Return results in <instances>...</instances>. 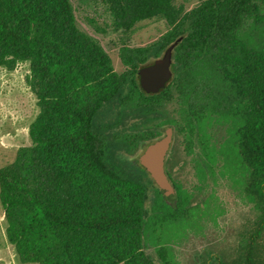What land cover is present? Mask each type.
I'll return each instance as SVG.
<instances>
[{"label": "trees", "instance_id": "obj_1", "mask_svg": "<svg viewBox=\"0 0 264 264\" xmlns=\"http://www.w3.org/2000/svg\"><path fill=\"white\" fill-rule=\"evenodd\" d=\"M98 2L125 38L122 71L100 39L78 25L71 0H0V68L28 63L25 82L37 107L28 144L0 167L4 233L17 260L180 264L173 245L215 217L220 207H211L206 188L224 166L255 215L230 251L194 264H264V0ZM149 20H164L166 31L147 45H128ZM179 37L172 78L160 92L145 93L138 68ZM110 105L113 120L98 122ZM126 116L136 118L134 128L111 131ZM162 125L173 126L197 178L186 188L167 161L170 196L137 158H127L154 141ZM210 125L227 126L231 140L215 143Z\"/></svg>", "mask_w": 264, "mask_h": 264}, {"label": "rangeland", "instance_id": "obj_2", "mask_svg": "<svg viewBox=\"0 0 264 264\" xmlns=\"http://www.w3.org/2000/svg\"><path fill=\"white\" fill-rule=\"evenodd\" d=\"M71 1L75 6L78 25L100 39L112 59L114 68L117 71H122L124 66L118 51L125 38L122 33L112 30L111 18L104 7L98 0ZM187 6L190 8L192 5L189 3ZM101 29H104L105 32ZM166 29L164 20L144 21L136 26L126 42L130 46H144L155 41ZM28 73L29 66L26 62L18 63L12 71L0 68V167L13 160L18 147L28 144V126L37 113L36 99L25 82V76ZM111 105L98 113L96 117L98 122L109 123L110 120H113L116 112ZM137 122L136 118L126 116L121 122L112 124L111 131L115 133L130 131ZM165 126L155 128L159 132L156 138L162 135V129ZM209 127L211 138L218 145H221L224 140H231L227 133V126L210 125ZM147 143V141L141 142L136 152L127 155V158H137ZM229 144L227 145L231 146L232 142ZM120 150L124 152L123 149ZM124 154L126 153L124 152ZM167 160L173 161V176L186 188H191L197 182L192 166L189 164V158L185 156L176 136ZM183 161L184 163H182ZM153 190L154 187L149 184L147 208H150ZM207 193L212 195V206H210L217 205L220 209L213 212L214 218L208 217V219L201 220L203 226L198 230L188 229L187 237L180 244L173 245L175 258L180 264H194L195 259L200 263L202 257L206 258L209 254L220 255L222 252L230 251L238 238V232L247 220L255 215L251 203L244 202L238 197L237 190L231 184L229 174L224 166L219 167L213 180L210 179L206 188ZM207 251H209L208 254ZM148 252H154L153 246L150 245ZM0 264H37L20 263L17 260L13 246L5 238L1 207Z\"/></svg>", "mask_w": 264, "mask_h": 264}, {"label": "water", "instance_id": "obj_3", "mask_svg": "<svg viewBox=\"0 0 264 264\" xmlns=\"http://www.w3.org/2000/svg\"><path fill=\"white\" fill-rule=\"evenodd\" d=\"M177 38L167 46L159 57L141 65L137 70L138 83L147 94H155L166 87L172 78L173 49L181 41ZM172 128L166 127L163 136L150 142L137 157V161L149 174L164 195L175 194V187L165 170V158L172 144Z\"/></svg>", "mask_w": 264, "mask_h": 264}, {"label": "flooded vegetation", "instance_id": "obj_4", "mask_svg": "<svg viewBox=\"0 0 264 264\" xmlns=\"http://www.w3.org/2000/svg\"><path fill=\"white\" fill-rule=\"evenodd\" d=\"M161 54H162V53H161ZM161 54H160V55H161ZM172 62H173V61H172ZM166 127H171V128H172V134H173V140H174L175 133H174V128H173V126H171V125H166V126L162 129V135H161V136H163V134H164V130H165ZM161 136H160V137H161ZM160 137H159V138H160ZM156 139H158V138H156ZM156 139H155V140H156ZM155 140H154V141H155ZM173 140H172V144H173ZM152 142H153V141H152ZM148 144H149V143H148ZM148 144H146V146H147ZM172 144H171V146H170L169 151H170L171 148H172ZM146 146H145V147H146ZM145 147H144V148H145ZM142 151H143V150H142ZM169 151H168V153H167V155H166V158H165V170H166V167H167L166 163H167V161H169V160H167V156H168V154H169ZM138 156H139V155H138ZM166 173H167V172H166ZM167 175H168V174H167ZM150 178H151V177H150ZM170 181H171V180H170ZM172 184H173V183H172ZM155 185H156V184H155ZM156 186H157V185H156ZM157 187H158V186H157ZM169 196H170V195H169ZM206 253L208 254L209 251H207ZM210 255H212V256H217L218 254H215V255H214V253H212V254H209L208 256H210ZM208 256H207V258H208ZM205 259H206V258H205ZM195 260L198 262L197 259H195Z\"/></svg>", "mask_w": 264, "mask_h": 264}]
</instances>
